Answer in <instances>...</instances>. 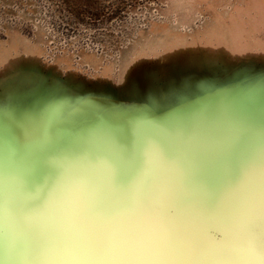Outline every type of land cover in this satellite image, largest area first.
<instances>
[{"label":"rangeland","instance_id":"374dc122","mask_svg":"<svg viewBox=\"0 0 264 264\" xmlns=\"http://www.w3.org/2000/svg\"><path fill=\"white\" fill-rule=\"evenodd\" d=\"M0 264H264V0H0Z\"/></svg>","mask_w":264,"mask_h":264},{"label":"snow or ice","instance_id":"6c2138e0","mask_svg":"<svg viewBox=\"0 0 264 264\" xmlns=\"http://www.w3.org/2000/svg\"><path fill=\"white\" fill-rule=\"evenodd\" d=\"M196 145H190L194 149ZM113 180L121 185H126L132 179L131 176L120 173L116 169L111 170ZM167 240L157 237L132 238L119 235L108 229H100L86 240L77 241L74 245L76 251L88 252L99 257L118 256L126 253H139L163 248Z\"/></svg>","mask_w":264,"mask_h":264}]
</instances>
